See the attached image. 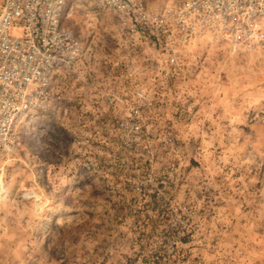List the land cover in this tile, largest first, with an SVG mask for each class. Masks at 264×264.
<instances>
[{
  "label": "rangeland",
  "instance_id": "374dc122",
  "mask_svg": "<svg viewBox=\"0 0 264 264\" xmlns=\"http://www.w3.org/2000/svg\"><path fill=\"white\" fill-rule=\"evenodd\" d=\"M62 21L83 56L18 120L0 264H264V45L203 35L171 64L91 2Z\"/></svg>",
  "mask_w": 264,
  "mask_h": 264
},
{
  "label": "built area",
  "instance_id": "2783aa9c",
  "mask_svg": "<svg viewBox=\"0 0 264 264\" xmlns=\"http://www.w3.org/2000/svg\"><path fill=\"white\" fill-rule=\"evenodd\" d=\"M73 0H2L0 7V194L8 162L19 148L17 123L52 100L58 70L73 72L83 56L79 38L62 21ZM112 13L120 38L158 46L171 64L175 46L211 35L235 48L264 45V0H181L174 10L150 12L139 0H78ZM172 52V54H171Z\"/></svg>",
  "mask_w": 264,
  "mask_h": 264
}]
</instances>
